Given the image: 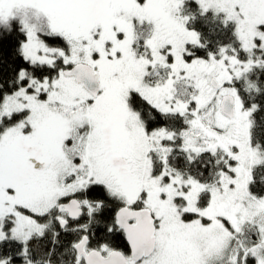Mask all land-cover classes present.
Wrapping results in <instances>:
<instances>
[{"label":"snow or ice","instance_id":"snow-or-ice-1","mask_svg":"<svg viewBox=\"0 0 264 264\" xmlns=\"http://www.w3.org/2000/svg\"><path fill=\"white\" fill-rule=\"evenodd\" d=\"M0 264H264V0H0Z\"/></svg>","mask_w":264,"mask_h":264}]
</instances>
